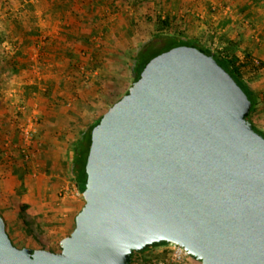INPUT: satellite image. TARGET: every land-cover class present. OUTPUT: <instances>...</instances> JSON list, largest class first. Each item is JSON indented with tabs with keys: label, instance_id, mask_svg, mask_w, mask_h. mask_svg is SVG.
<instances>
[{
	"label": "water",
	"instance_id": "95a60500",
	"mask_svg": "<svg viewBox=\"0 0 264 264\" xmlns=\"http://www.w3.org/2000/svg\"><path fill=\"white\" fill-rule=\"evenodd\" d=\"M212 55L178 45L144 66L91 131L84 205L60 252L16 247L0 264H130L167 242L202 264H264V136Z\"/></svg>",
	"mask_w": 264,
	"mask_h": 264
},
{
	"label": "rangeland",
	"instance_id": "374dc122",
	"mask_svg": "<svg viewBox=\"0 0 264 264\" xmlns=\"http://www.w3.org/2000/svg\"><path fill=\"white\" fill-rule=\"evenodd\" d=\"M4 1L0 3V21L9 39L2 44L0 58V175L13 184L19 182L18 176L23 170L30 172L32 177L26 175L24 178H32L33 185L40 187V194L32 195L31 192V198H27L26 192L14 193V198L8 197L7 207L14 217L13 227L27 239L29 248L38 246L53 252H60L59 242L74 229L75 217L83 207L84 199L71 168L55 165L57 153L63 151V147L51 136L52 130L59 129V117H66L60 123L77 120H72L75 124L69 126L70 130L78 133L84 129L124 96L132 85L133 56L148 51L147 57H152L164 51L165 39L155 38L154 25L146 15L155 17L167 10L185 15L189 30L185 35L213 51L222 45L223 37L218 34L211 40L207 28L203 33L199 28L202 24L206 26V20L213 23L212 13L216 10L221 9L224 16L240 15L242 23L250 29L264 23V0H227L216 10L211 9L209 0H115V4L111 3L114 0ZM48 1H61L64 11L50 10ZM27 2L33 8L24 7ZM223 6H228L230 12L223 14ZM254 8L262 9L259 18V12H251ZM7 12H21L20 23L7 16ZM93 15L97 17L95 33L87 41L97 48L96 52L99 51L96 63L91 60V55L95 54L84 45V35L91 31ZM131 19L136 25L128 28ZM237 23L236 30L240 31L243 25L240 21ZM30 31L35 33L30 34ZM169 33L160 32L161 35ZM75 34L82 35L78 41L73 39ZM13 59L18 63L16 68H12ZM75 63L77 66H72ZM251 81L253 86L264 83L257 78ZM54 87L57 94L62 93L61 97L50 95L49 91ZM66 97L72 108L69 112L62 109L65 107L62 100ZM59 99L58 105L55 101ZM256 113L261 121L258 125L264 131V112ZM253 118L252 114L250 119ZM29 121L35 132L26 142L21 129ZM1 189L0 193H3ZM9 192L12 193L11 189ZM33 204L37 205L35 209ZM21 216L26 224L20 222ZM10 238L18 248L25 245L12 235ZM171 248L172 244L167 242L152 247L143 255L136 254L135 262H173ZM177 264L202 263L189 256Z\"/></svg>",
	"mask_w": 264,
	"mask_h": 264
},
{
	"label": "trees",
	"instance_id": "16d2710c",
	"mask_svg": "<svg viewBox=\"0 0 264 264\" xmlns=\"http://www.w3.org/2000/svg\"><path fill=\"white\" fill-rule=\"evenodd\" d=\"M8 1L9 0H5L4 3L8 2ZM20 1L23 2L24 0H20ZM63 2H65V0ZM85 2H87V1L85 0ZM89 2H90V0H89ZM115 2H116L115 0L111 1L112 4H115ZM0 3L2 4V0H0ZM32 6L33 5L31 3L27 2L26 6H24V7L33 8ZM47 6L52 11L53 10L57 11V10H62V9L64 11V3L62 4L61 1H58V3L55 1L50 3V1H48ZM20 14H22V13L21 12H18V13L17 12H7L6 13L7 16H10L12 18H16L15 19L16 23H20V21H21L22 16ZM23 16H25V15H23ZM146 18L149 22H152L154 25L155 34H156L155 38L164 37L165 43L163 46H166L164 51H167V50H169L175 46H178V45H186V46H195V47L199 48V50L202 51L203 53H205L207 55H212L214 57V59L217 61V63L222 68H224L233 77V79L236 81V83L241 87V89L248 96V98L251 102V108H250V112H249L247 119L252 123L250 116L255 112V110H256L259 102H260L259 99L261 100L260 97L262 95V92H259L252 87L251 80H253V78H255L256 76L260 75L263 72L262 70L264 68V65L262 62H260L258 60H257L258 61L257 62L256 59L250 54H247V53L246 54L245 53L240 54L237 50V46L232 42L228 43L227 46H223V47L217 49L216 51L211 50L209 47L198 45L196 43V41H194V39L191 38V36L185 35L189 31L188 27L186 25L187 24V17L185 15H181L180 13L175 14L174 12H171V10L170 11L167 10V11H164L163 14H161V13L156 14L155 17L152 14H147ZM90 20H91L90 21V24H91L90 30L91 31L88 34L86 33L87 35H84V37H85L84 45L86 47H88V49H90L91 52H93V54H95V56L91 55V60L96 63L97 62L96 61L97 60L96 54H98L99 51L96 52L97 48L94 45H92L90 43V41H87V40H89L88 38L91 37L93 33H95V23L97 22L96 15H93L92 19H90ZM1 23L2 22L0 21V58H2V52H3V49L1 48L2 44H4L9 39L7 37V35L5 34L6 29H5V27H3V25H2L3 23L2 24ZM135 25H136L135 21L133 19H131V21H130L129 25H127V27L131 28V27H135ZM68 26H70V25L68 24ZM102 30H105V29L102 28ZM161 31H168L170 33L166 34V35H161L160 34ZM31 33L34 34L35 31H30V34ZM79 33L82 35L85 34L83 32H79ZM72 34H74V33H72ZM80 34H75V37L73 38L74 41L79 40V38L82 36ZM147 52L148 51H144V52L140 51L137 53L136 56L132 57L133 63L131 65V72H132L133 82L136 81L140 77V73H141L142 69L149 62V60L152 59L154 56L158 55V54H155L152 57H147V54H146ZM15 53H14V55L17 56L18 53H16L17 55ZM77 64L78 63H75V65H72V66L75 67V66H77ZM17 66H18V63L16 62L15 59H13L12 68H16ZM49 93L51 96L53 95V96L61 97V95L59 93L58 94L60 96L57 94V89L54 90L51 88ZM127 93H128V90L125 92V94H127ZM58 97H54V98L58 99ZM67 98L68 97L64 98V101L62 100V102L65 105L66 110L69 112V111H72V108L68 105ZM58 101L60 102L61 100L60 99L56 100L55 103H57L59 105ZM67 105H68V107H67ZM102 115L99 116L96 120L89 123L84 129H81L77 134V138L75 139V141H73V144L71 145L70 150L73 153L71 173L76 176V179H77L76 182H77L78 188L81 192H83V190L85 189L86 178H87V175L85 172V164H86V160H87V156H88V152H89V148H90V143H91V131L100 122ZM252 126H253V129L255 131H257L259 134L264 136V131L258 129L253 123H252ZM12 172H14V171H12ZM5 224H6V222H5ZM60 242H59V247L61 248ZM160 245H166V242L154 244V245H152V246H150V247H148L142 251H133V253L131 255L132 260H131L130 264H147L146 262H141V263L135 262V255L136 254L143 255L147 251H149L150 248L155 247V246H160ZM22 247H24V246H22ZM33 249H37V247H35ZM51 251H54V250H51ZM190 257L194 258L192 256H190ZM162 264H177V263L162 262Z\"/></svg>",
	"mask_w": 264,
	"mask_h": 264
},
{
	"label": "crops",
	"instance_id": "0c3cea01",
	"mask_svg": "<svg viewBox=\"0 0 264 264\" xmlns=\"http://www.w3.org/2000/svg\"><path fill=\"white\" fill-rule=\"evenodd\" d=\"M209 2H210L211 9H212V5L218 7L219 5L227 2V0H209ZM219 10L221 9L216 10L218 13L217 12L212 13L213 17L211 20H213V23L210 20H206V26L203 24L201 25V27L199 28L200 30H202L201 32L203 33L204 32L203 30L207 28V33L209 34L211 40H214L216 35L219 34V37H223L224 40H223L222 45H220V47L218 48L227 46L228 43L232 42L237 46V50L239 48L240 54L242 53L250 54L256 60L262 62L264 65V23H259L258 24L259 27L256 26V29L255 28L250 29V28H247V26L242 23L239 17L240 15L236 14V15L224 16V15H221L222 13ZM251 12L253 14H256L259 12V15L257 16L258 18L263 14L262 9L260 8H254ZM223 14H227V13L223 11ZM238 21H240V24L243 25V27L239 28L240 31L236 30V26H237L236 24H238L237 23ZM191 38L193 39L192 36ZM262 71L263 72L260 75L256 76L253 79L255 80L257 78L259 79L260 82H263L264 81V68ZM251 83H253V81H251ZM252 87L256 89L257 91L262 92V95H261V100L255 112L253 113L254 118L251 121L252 123H254V125H256L258 129L262 130L260 126L258 125L259 122L261 123L259 119L260 116L256 112L257 111L264 112V83H262L261 85H257V86L252 85ZM55 89L56 87H54V90ZM59 94L61 95L62 93L60 92ZM62 109L66 110L65 107H63ZM59 119H60L59 121L61 122V120H66V117H62V118L59 117ZM72 120L73 119L69 121L68 119L64 123L59 122L58 123L60 125V126L58 125L59 129L52 130L53 133L51 134V136H54L55 142L59 144L58 146L63 147V151H60L59 153H57V159H56L57 161H55V165H59L61 168H65V167L71 168L72 167L71 161L73 158V155H72L73 153L70 149H71V145L73 144V141H75V139L77 138V134H78L77 132L69 129V126L75 124L73 123V121H77V120H73V121ZM56 122H58V120H56ZM22 172L23 173L19 174L18 176V179H20L18 180L19 182L18 183L15 182L13 184L10 183L12 182L10 181V179L7 181L2 175H0V178H1L0 188H2L1 190L3 191V193H0V214L2 215V217L4 218L6 222L7 232H8L9 237H11L12 235V237L15 238V240L19 241L21 244H25L24 246H28L26 242L27 239H25L18 232H16L15 228L13 227L14 217H13L11 210H9L7 207V205H9V203L7 202L8 197L10 196L14 198V193L21 194L22 192H26L27 198L29 197L31 198V196L34 194H37V195L40 194L39 192L40 187L37 186L36 188L35 185H33L32 178L31 179L24 178L26 175L27 176L29 175L30 177H32L30 175V172L28 170H23ZM10 189L12 193L9 192ZM31 192H32V195H30ZM35 206L37 205L33 204L32 208L35 209ZM20 222H23L26 224V221L24 220L22 216H21ZM10 229L13 231L12 233H10ZM37 248H40V247L37 246Z\"/></svg>",
	"mask_w": 264,
	"mask_h": 264
},
{
	"label": "built area",
	"instance_id": "2783aa9c",
	"mask_svg": "<svg viewBox=\"0 0 264 264\" xmlns=\"http://www.w3.org/2000/svg\"><path fill=\"white\" fill-rule=\"evenodd\" d=\"M216 7L217 6H213L212 9L213 10H216ZM222 10L225 12V13H228L230 12V8L228 6H223ZM257 61V60H256ZM258 62V61H257ZM30 122V121H29ZM22 134H23V137H24V140L26 142H29L33 135H34V132H35V129L33 127V124L30 122L29 124H27L25 127L23 126L22 127ZM171 257H172V261L173 262H182L184 261L187 257H189L190 255L185 251V249L179 245H175V244H172V248H171Z\"/></svg>",
	"mask_w": 264,
	"mask_h": 264
}]
</instances>
